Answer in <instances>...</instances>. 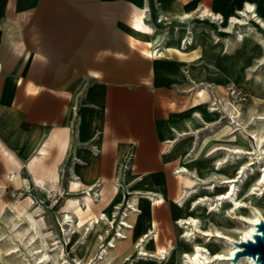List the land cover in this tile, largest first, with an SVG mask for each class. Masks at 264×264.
<instances>
[{"label": "crops", "instance_id": "0c3cea01", "mask_svg": "<svg viewBox=\"0 0 264 264\" xmlns=\"http://www.w3.org/2000/svg\"><path fill=\"white\" fill-rule=\"evenodd\" d=\"M247 2L264 8V0H0V142L25 164L53 131L70 127L60 163L66 190L74 179L109 188L126 175L138 182L133 196L166 197L164 184L191 144L180 143L178 158L175 146L165 150V114L183 75L160 29L175 22L184 31L186 14L195 24L204 10L229 15ZM138 22L154 33H141ZM12 173L0 152L1 191Z\"/></svg>", "mask_w": 264, "mask_h": 264}, {"label": "bare ground", "instance_id": "6f19581e", "mask_svg": "<svg viewBox=\"0 0 264 264\" xmlns=\"http://www.w3.org/2000/svg\"><path fill=\"white\" fill-rule=\"evenodd\" d=\"M193 17H195V15L190 14H186L182 17L184 23L188 25V27L180 33L179 42L178 39L176 41L172 39L171 43L173 44L172 48H174L179 55L185 56L188 53L193 54V63L190 62L188 64L185 68V71H188L185 73L190 79L196 82L197 79L201 78L194 64V62H197L201 57L199 52L202 51L205 54L210 63L209 68L211 71H214L217 66L214 59L223 51L224 40L216 35L208 36L205 34V27H202L200 31H195L194 28L196 24L192 21ZM197 18L201 24L216 25L218 30L224 33L231 34L235 27L239 28L240 30L235 36V42L241 44L239 47L240 50L232 46L234 42L227 48L228 52H235L234 57L236 58H234V61L239 59L246 65L248 62L243 59V56L248 53L247 56H253L258 59L261 65L264 64V37L258 31V29H261L264 32V18L259 11L258 5L253 2H247L243 8L235 6L229 15L214 14L204 10ZM149 26L150 25L147 23L138 22L136 27L141 33L149 34V31H151ZM150 45L152 44L150 43ZM154 52H157V50H153L151 54H155ZM231 62V58L225 61V63ZM221 76H223L224 79L231 78L237 81V73L233 70L226 71ZM208 79L210 82L215 81L213 75H210ZM203 85L208 88V85L204 83ZM258 85L260 87H258V89L261 92V95L259 94L260 98L264 102V74L260 77ZM196 97L194 107L197 109V114L195 116L198 118H189L191 126L195 127L197 124L200 126H204V124H215L214 122L218 121L220 116V113L213 103L215 99H213V97L210 98V96L207 95L206 89L203 88L198 89ZM78 110L79 108L76 109V112H73L74 119H78ZM239 113L240 112L237 111V116H239ZM231 114L233 118L236 117L233 115L236 114V111ZM258 120L259 123H256L257 127H255V129L251 128L252 126L241 127L239 122L235 125L236 128H234L232 124L238 120L232 122L228 121L223 133H228V137L230 138L227 141L230 142L232 146H221L217 147L216 150H226L229 153V161H224V159L218 161L216 164H211L210 161L207 163H198L196 170L187 164L190 161L186 163L180 162L175 170L184 186L183 197L178 200L179 203L186 197V201H188L194 196L197 192V185L199 182L204 181L203 177L206 175L215 178L212 182L213 185L209 184L210 186L206 188L209 192L215 193L220 188L226 187L225 192L218 194L217 201H220V203L209 204L210 213L213 212L212 215L215 216L213 229H203L201 226V218L198 216L191 215L178 218L177 223H179L185 233V240L181 242L179 248H171L170 250L161 248L155 252H151L148 247L153 241L158 239V234L155 226L148 229L149 215L152 206L154 204L164 203L166 197L161 193L142 195L141 197L137 195L132 196L128 201V207L121 214L122 217L118 222L117 233L113 237L111 243L108 244L100 254L99 260L103 261L101 264H111L115 261L116 257L114 253L117 250V243H119L121 239L129 238V235L125 232L136 233L141 225L140 222L144 225V229L141 230V232L144 231V233L140 236L138 235L141 232L139 234L137 233L136 239L131 236V242L136 241L137 251L138 253L140 252L136 254L137 259L144 260L140 261L139 264H243V262H246L245 264H258L257 261L250 256H242L237 262H234L236 253L244 249L241 247V243L253 240L254 235L258 233L257 225L261 221H264L262 212V209H264V201L256 203L253 198L257 190L255 187L258 186V190L262 192L261 195L264 197V112L258 115ZM70 130V127H68L53 131L49 138L42 143L43 145L37 149L36 153L25 164L0 142L1 155L4 157L8 166L14 169V173H12L10 178L14 181L21 177L22 171L26 170L28 174L31 175L32 181L36 186L45 190L47 189L46 186H48L52 192L56 191L57 184L61 182L60 163L70 145ZM245 132L249 133L252 138L256 140V148L251 145V141L247 139ZM184 142L183 140L175 145L173 150L174 157L178 158V154L185 152L183 148L177 149L180 143L183 144ZM53 148L56 149V155L52 162H48ZM248 154L253 155V157L245 159ZM258 163H261L260 170L256 171L255 167L252 168L251 166ZM250 171H252V174H249ZM250 179L256 180L253 187L249 186ZM194 182L196 183L195 186H193ZM120 187L121 184L119 182H114L109 188L103 186L95 190L94 187L86 186L82 181L74 179L67 189V200L61 207L64 224L67 226L72 225L70 223L74 215H77L79 217V223L75 226L77 228L81 227L82 224H84L85 218L90 214L92 215L91 212L94 211L96 208L95 206H97L94 196L105 201L107 203V208H109L113 202L111 197L119 195ZM80 194L82 196H79ZM247 197L251 201V210L249 211L246 209V207H248ZM205 201L206 199L202 197L199 201H194L193 203L196 206L195 210L199 209L197 207ZM182 206H184V204ZM11 209L17 219L12 223V230L15 232L16 237L23 242V244L29 245L30 252L35 256V262L38 264H45L46 260L51 258V256L47 254V242L45 237L37 232L32 216H27L24 210L18 209L15 206L11 207ZM112 209L113 213L111 216L107 213L95 212L91 223L93 230L98 232L103 231L106 229L105 225H107V228L114 229L117 220L116 216L120 214L119 211L121 210V206L116 204ZM7 211V207L1 204L0 219L4 217ZM43 212L44 209L41 206H38L35 210L37 215H42ZM131 214L135 215L136 220H131ZM235 219L240 220L243 228L240 229L236 226ZM219 225H221L223 230L219 228ZM110 231L111 229H109V232ZM197 233L203 237H207L206 241L209 244H201L198 242L199 237ZM235 234H237V236H234ZM212 237H215V239L212 240ZM3 238L5 237L0 234V239L2 240ZM52 241L53 243L51 245L55 246L53 249L55 253L52 257L54 264H71L66 257L63 256V254L61 255V252L57 250L58 242H56L55 238H53ZM90 244L91 243L87 244V249L90 248ZM220 245L225 246L223 251L217 250ZM188 246H190L189 251L187 250ZM19 251L20 249L17 243L7 250H4L0 246V264H10L11 258L9 259L7 256L18 253ZM60 256H62L61 260H63V263H61ZM149 257H152L154 260H152V262H150V260L148 261ZM98 262L96 258H89L86 261H80L79 264H97ZM17 264L25 263L20 261Z\"/></svg>", "mask_w": 264, "mask_h": 264}, {"label": "rangeland", "instance_id": "374dc122", "mask_svg": "<svg viewBox=\"0 0 264 264\" xmlns=\"http://www.w3.org/2000/svg\"><path fill=\"white\" fill-rule=\"evenodd\" d=\"M259 11L264 18V8L262 6L259 7ZM165 23V25L161 24V26L164 25L163 29H160V31L164 33L161 42L163 44H169L172 39L174 40L176 36L178 37L184 26L182 23ZM195 24V31H200L202 30V27H205V34L208 36L216 35L223 39L224 49L219 53L218 57L214 59L217 63L214 71H211L209 68L210 63L205 54L202 51L199 52L201 57L197 62H194V64L195 69L197 73L200 74L201 78L197 79L196 82L190 79L185 73L188 71H185V68L188 66V64L190 62L193 63V54L189 53L181 57L176 51L169 50V55L171 57H178L179 60H182L180 61V72L182 73L183 78L180 79L179 86L176 90L177 95L174 97L173 101L169 103L168 112L165 114L166 123L169 130V138L168 142L165 144V150L169 151L171 150L172 146L174 147L178 142L188 140L187 144H191V149L181 161L176 162L175 168L178 167L180 162L186 163L187 161H190L187 164L196 170L198 163H207L210 161L211 164H216L220 160H230L229 153L226 150H216L217 147L232 146V144L227 141L230 138L228 137V133H223L228 121L232 122L238 120L232 124L234 128H236L235 125L238 124V122L241 124V127L252 126L251 128L254 129L257 127L256 123H259L258 115L264 112V102L260 98L261 92L258 89L260 77L264 74V64L261 65L258 59L253 56H247L248 53L243 56V59L248 62L246 65L243 64L242 60L240 61L238 59L234 61V58H236L234 57L235 52H228L227 48L230 47L234 42L235 45L233 44L232 46L237 48V50H240L239 47L241 44L235 42V36L240 30L239 28L235 27L233 33L229 34L220 32L216 25H204L201 24L199 20H195ZM186 26L188 27V25ZM149 28L151 30L149 31V34H153V27L149 26ZM258 31L264 37V32L261 29H258ZM154 48L155 47L150 50L153 51ZM155 50L158 51V48ZM156 55L166 57V54L164 53ZM229 58L232 59V62L225 63V61ZM230 70H233L237 73V81L231 78L224 79L223 76H221L226 71ZM210 75L214 76L215 81L210 82L208 79ZM203 83L208 85V88L204 87ZM228 83L234 84L235 87L247 94L248 100L245 104L234 102L225 93L224 86ZM199 88L206 89L207 95L210 96V98L213 97V99H215L213 103L220 113V116L218 121L214 122L215 124L213 125L204 124V126H200L197 124V126L192 127L189 122V118H198L195 116L197 114V109L194 107V105ZM235 111L236 114L233 115L236 117L233 118L231 113ZM237 111L240 112L239 116H237ZM245 135L247 139L251 141V145L256 148V140H254L247 132H245ZM252 157L253 155L248 154L246 155L245 159H250ZM255 165L251 167H255L256 171H259L261 163ZM249 174H252V171H250ZM203 178L206 183L204 181L199 182L196 188L197 192L194 194V196L188 201H186V197L179 203L178 200L183 197L184 186L182 180L176 174L174 169V173L170 177L171 181L164 184L166 187V192L168 190L167 194L163 192L166 195L165 202L163 204L153 206L154 208L152 215L149 217L148 229L153 228V224L151 222H155L154 224L157 228L158 234V239L153 241V243H151L148 247L151 252H155L161 248L168 250L171 248H179L181 242L185 240V233L183 232V228L179 225V223H177L178 218L191 215L198 216L201 218V226L203 229L210 230L214 228L213 221L215 220V216L212 215L213 212L210 213L209 204L220 203V201H217L218 194L225 192L226 187L220 188L215 193L209 192V190L206 188L210 186L209 184L213 185L212 182L215 180V178L208 175L204 176ZM119 179L121 184L120 192L118 196L111 197L113 201L111 206L107 208V203L105 201H102L101 198L94 196V200L97 205L95 206L96 208L91 212V216L88 215V217L85 218L83 222L84 224L77 228L76 226L79 223V217L77 215H74V218L70 223L72 225L70 226L64 224L62 220L63 213L61 212V207L66 202L68 197V193L65 188L67 177L63 176L61 183L57 184V186H63L65 189L52 192L48 186H46V190H42V188L36 186L33 183L31 176L26 170H24L21 177L17 178L11 183L9 189L5 191L0 190V205L4 204L8 209L4 217L0 219V234L5 237L2 240L0 239V246L4 250H7L17 243L20 249L18 253H13L7 256L9 259L11 258L10 264H17L20 261H23L25 264H38L35 262V256L30 252L29 245L23 244V242H21L16 237L15 232L12 230V223L17 220L14 212H12L13 210L11 209V207L14 206L18 209L24 210L27 216H32L37 232L45 237L47 242V254L51 256V258L46 260L45 264H54L52 257L55 253V251H53L55 246L51 245L53 243V238H55L56 242H58L57 250L60 251L61 255L63 254V256H65L71 264H79L80 261H86L89 258H96V261H99L97 264H101L103 261L99 260L101 256L100 254L102 253L103 249L111 243L113 237L117 233L116 230L118 229V222L122 217L121 214L128 207L129 199L137 191L136 188L138 186V182L132 180L126 175H121ZM255 183V179H250L249 186L253 187ZM195 185L196 183L194 182L193 186ZM101 186L102 183H98L95 184L94 188L95 190H98L101 188ZM255 188L257 190L255 191L256 194L253 195L254 202H263L264 197L261 195L262 192L258 190L259 186ZM79 196L82 195L80 194ZM201 197L206 199V201L202 202V204L197 207L199 209L195 210L196 206L193 202L199 201ZM247 200L248 207H246V209L249 211L251 210V201L249 198ZM116 204L121 206V210L119 211L120 214L116 216L117 220L114 229L107 228V225H105L106 229L103 231L98 232L93 230L91 223L93 221L92 217L95 215V212H103L111 216L113 213L112 208ZM183 204L184 206H182ZM38 206H41L44 209L42 215H37V213H35V210ZM262 212L264 215V209H262ZM131 215V220H136L135 215ZM235 220L236 226L240 229L243 228L240 220ZM219 228L223 230L221 225H219ZM109 229H111L110 232ZM141 230H143L142 224L136 233L125 232L127 235H129V238L121 239L120 242L117 243V250L114 253L116 258L111 264H139L140 261H144L138 260L136 257V254L140 253L137 251L135 244L136 241L133 240L134 242H131V236L135 237L136 239L137 233L139 234ZM197 235L199 237L198 242L201 244H209L206 241L207 237H203L202 235H199V233H197ZM234 236H237V234ZM214 239L215 237H212V240ZM88 243H91L89 249H87ZM224 249V245H220L217 248L219 251H223ZM187 250H190V246L187 247ZM61 259L62 256H60V260ZM149 260L152 262L154 259L149 257L148 261ZM61 263H63V260H61ZM245 263L246 262H243V264Z\"/></svg>", "mask_w": 264, "mask_h": 264}, {"label": "water", "instance_id": "95a60500", "mask_svg": "<svg viewBox=\"0 0 264 264\" xmlns=\"http://www.w3.org/2000/svg\"><path fill=\"white\" fill-rule=\"evenodd\" d=\"M258 233L254 235L253 240L241 243L244 249L236 253L234 262H237L242 256H250L257 261L258 264H264V221L258 225Z\"/></svg>", "mask_w": 264, "mask_h": 264}, {"label": "built area", "instance_id": "2783aa9c", "mask_svg": "<svg viewBox=\"0 0 264 264\" xmlns=\"http://www.w3.org/2000/svg\"><path fill=\"white\" fill-rule=\"evenodd\" d=\"M160 17L159 22H162ZM225 93L236 103L245 104L247 102V94L235 87L234 84L228 83L224 86Z\"/></svg>", "mask_w": 264, "mask_h": 264}]
</instances>
